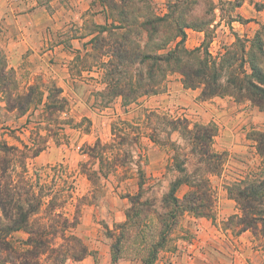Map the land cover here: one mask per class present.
<instances>
[{
  "label": "trees",
  "instance_id": "16d2710c",
  "mask_svg": "<svg viewBox=\"0 0 264 264\" xmlns=\"http://www.w3.org/2000/svg\"><path fill=\"white\" fill-rule=\"evenodd\" d=\"M108 2L114 4L113 0ZM137 3L131 5L128 0H120L122 25L111 28L124 29L123 32L113 34L109 30L108 40L100 36L93 39L98 53L106 45L113 56L105 64L106 86L101 89V96L120 97L122 104H128L142 96L162 92L166 76L178 72L186 87L201 88L202 98L230 95L238 101L249 100L264 110V24L251 39L237 38L223 54L214 57L207 48L185 47V28H197L196 24L175 20L170 12L154 14ZM102 30L101 27L99 31ZM171 41L174 46L166 48ZM79 62L85 66L84 59ZM15 83L14 70L7 66L5 54L0 50V93L5 94L7 107L25 114L32 104L34 109L42 106L43 115L38 122L52 111L59 114L66 111L67 98L55 83L38 77L33 84H28L24 95L17 93L11 100L13 89L17 88ZM32 114L33 111L28 114L26 125ZM144 118L145 126L150 128L149 138L172 151L177 171L183 173L186 162L193 160L197 164L189 176L184 177L192 190L182 200L177 199L174 190L183 180L177 178L161 200L163 211L158 213L157 219L152 216L150 199L143 197L142 127L118 116L119 122L111 127L110 140L97 137L92 144L84 143L81 152L86 160L79 161L74 169L64 161L30 168L28 160L46 148V141H41L38 132L29 143L17 139L20 145L0 140V264H67L87 255L94 256L75 231L83 206L96 203L97 192H107L106 182L110 178L117 181L133 175L132 165L139 178L138 189L135 193L121 195L130 203L125 211L126 220L114 223L112 229L107 228L111 238V264L118 260L122 250L131 256L141 255L145 263L150 264L157 249L166 242L179 213L188 210L196 215L208 214L210 196L202 173L217 172L222 161L221 155L209 151L215 128L197 124L190 127L185 117L159 110L146 112ZM61 123L62 129L68 122L62 120ZM174 132L182 142L171 140ZM161 133L165 135L163 140ZM259 143L264 155V135ZM78 177L85 178L90 186L82 195L77 193ZM261 188L264 189V181L235 192L243 206L242 221L246 227L252 228L260 215L254 201ZM117 189L118 185L114 192ZM74 200L75 210L70 212L67 205Z\"/></svg>",
  "mask_w": 264,
  "mask_h": 264
},
{
  "label": "crops",
  "instance_id": "0c3cea01",
  "mask_svg": "<svg viewBox=\"0 0 264 264\" xmlns=\"http://www.w3.org/2000/svg\"><path fill=\"white\" fill-rule=\"evenodd\" d=\"M113 1L114 4L108 0H0V50L5 54L7 66L18 77L29 76L27 84L38 77L45 81L49 77L63 93L74 83L103 89L105 64L113 56L106 45L98 53L93 39L100 36L108 40L109 30L113 34L124 31L111 28L122 25L120 0ZM164 13L167 12H157L158 15ZM255 14L260 18L257 23L248 20L249 16L244 13L241 14L243 21L233 16L225 20L219 14L214 15L202 26L185 28L184 45L189 49L201 47L205 26L210 27L213 34L207 49L212 56L219 57L237 38L251 39L255 35L264 24V10L254 8L251 15ZM170 46H174L173 41L166 48ZM81 58L85 66L79 62ZM163 88L160 93L142 96L128 104H122L117 97L103 107L104 116L95 114L94 107L87 101L85 114L91 126L97 120L104 123L119 116L142 127L144 115L133 116L142 108L146 112L159 110L185 117L190 127L197 124L215 128L209 151L221 155L222 161L217 172L202 173L210 196L208 214L196 215L188 210L179 213L166 242L157 249L150 264H264V189H260L254 201L260 215L252 228L244 225L243 206L235 197V192L245 186H258L264 181V155L259 150L261 135H264V110L249 100L238 101L230 95L202 98L201 88L186 87L178 72L166 76ZM81 103L78 101L77 105ZM0 111H7L3 100H0ZM142 128L143 197L150 199L152 216L156 218L163 211L162 198L177 178L183 179L174 190L177 199L182 200L192 190L184 177L189 176L197 164L193 160L184 163L185 171L180 173L174 167L172 151L151 141L150 128ZM171 140L182 142L175 132ZM116 212L98 218L107 224L105 228L112 229L114 223L126 220L125 210ZM88 216V211L81 215L75 231L95 255L67 264H111V238L102 235L99 224L91 222ZM155 222L158 226L157 220ZM122 251L114 264H146L141 255L131 256Z\"/></svg>",
  "mask_w": 264,
  "mask_h": 264
},
{
  "label": "rangeland",
  "instance_id": "374dc122",
  "mask_svg": "<svg viewBox=\"0 0 264 264\" xmlns=\"http://www.w3.org/2000/svg\"><path fill=\"white\" fill-rule=\"evenodd\" d=\"M135 2H138L142 7H148L154 14H157V12H170L173 19H182L185 22L187 21L198 26H202L203 23L211 20L217 14L223 16L225 20H228V16H233L238 21H243L241 14L244 13L249 16L248 20L257 23L259 22V15H251L253 9L264 10V0H128V3L131 5L136 4ZM211 30L210 27L207 28L205 26V38L201 45L202 48H207L208 42L213 34V30ZM15 77V86L17 88L13 89L11 100H13V97L17 93L24 95L27 92L29 76L18 77L15 74ZM46 81L53 82L49 77ZM161 89L163 90L164 88ZM100 93L101 89L96 90L84 84L74 83L64 93L68 101L66 111L61 114L52 111L50 114H46V119H42L40 122L38 120L43 115L42 106H36V109H34L33 107L35 105L32 104L31 108L25 114H21L17 109H11L6 106V96L2 93L0 94V100L5 102V107L8 112L0 111V140H5L9 145H20L17 139L29 143V140L35 138V133L38 132L41 136V141H46V148L44 149L45 152L39 153L40 157L36 156L28 160L30 168L64 161L69 164L71 169H74L79 161L86 160V156L81 152L83 144L89 142L92 144L97 137L105 141L110 140L112 125L114 124L116 126L119 122L117 118L107 121V118L97 117L100 120H107L104 123L97 120L91 126L90 120L85 116L87 110L86 104L89 103L91 107H94L95 114L104 116L106 113H101V110L115 99L113 97L101 96ZM78 101L82 103L77 105ZM87 101L89 102L87 103ZM31 111H33L31 121L26 125L25 121ZM145 113L146 111L140 108L137 112L133 113V116L136 114L142 116ZM62 120L68 123L61 129L59 124ZM142 127L149 128L145 124ZM159 136L163 140L165 135L161 133ZM132 168L133 175H127L129 178H123V180L117 181L114 178H110L109 182H106L108 187L107 192L104 194L97 192L96 203L83 206L81 215L85 211H88L90 221L99 224V226L97 225L98 228L101 229L102 235L106 237L110 235V231L105 228L107 224L98 218L117 214V209L118 211H126L130 206L129 200L126 197H121V195L128 192H136L139 178L138 175L134 174L136 170L134 165H132ZM117 185L118 189L116 192L118 194L114 192V187ZM89 187V183L85 178H77V193L79 195L85 194ZM75 204L76 200L72 204H68L67 209L70 212H74Z\"/></svg>",
  "mask_w": 264,
  "mask_h": 264
}]
</instances>
